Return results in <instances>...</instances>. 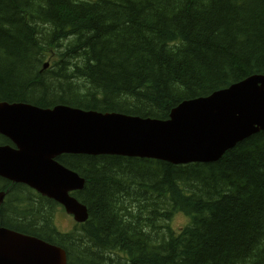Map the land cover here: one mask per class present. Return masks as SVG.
Instances as JSON below:
<instances>
[{
    "label": "trees",
    "instance_id": "1",
    "mask_svg": "<svg viewBox=\"0 0 264 264\" xmlns=\"http://www.w3.org/2000/svg\"><path fill=\"white\" fill-rule=\"evenodd\" d=\"M254 75L264 0H0V102L167 122L179 104ZM57 161L84 179L72 196L88 219L61 234L57 205L37 194L22 205L15 184L0 227L62 247L69 264H264V131L208 164ZM173 213L188 219L176 235Z\"/></svg>",
    "mask_w": 264,
    "mask_h": 264
},
{
    "label": "water",
    "instance_id": "2",
    "mask_svg": "<svg viewBox=\"0 0 264 264\" xmlns=\"http://www.w3.org/2000/svg\"><path fill=\"white\" fill-rule=\"evenodd\" d=\"M264 131V76H250L208 97L179 104L165 123L120 115L0 102V175L26 183L62 205L77 222L86 207L67 194L83 181L60 167V154H116L174 164L218 161L237 143ZM3 194H0V203ZM65 252L0 227V264H65Z\"/></svg>",
    "mask_w": 264,
    "mask_h": 264
},
{
    "label": "rangeland",
    "instance_id": "3",
    "mask_svg": "<svg viewBox=\"0 0 264 264\" xmlns=\"http://www.w3.org/2000/svg\"><path fill=\"white\" fill-rule=\"evenodd\" d=\"M59 52L57 51V49H56V52L53 54H51L49 51L47 52L48 58H50L52 65H56L59 63V61H61V59H62L61 55L64 54V50L59 48ZM39 68H40V65L38 67V71L40 72ZM17 194H20L19 202L22 205L24 204L25 201H28L31 198L29 194H23V193H17ZM53 219H54V224H55L56 229L61 233H65L73 227L74 222L71 220L70 217L65 215V213L62 212L61 209H58L54 213ZM187 221H188V219L186 217H184L183 215L174 214L171 216V219L168 222V225L166 227L174 235H176L177 232L181 229V227L186 226Z\"/></svg>",
    "mask_w": 264,
    "mask_h": 264
},
{
    "label": "flooded vegetation",
    "instance_id": "4",
    "mask_svg": "<svg viewBox=\"0 0 264 264\" xmlns=\"http://www.w3.org/2000/svg\"><path fill=\"white\" fill-rule=\"evenodd\" d=\"M3 142H6L2 139ZM13 183L7 181L6 179H3L0 177V194H3V199H2V204L4 205L7 198L12 196V194H14L15 190H12L13 188ZM19 185V184H17ZM3 190V191H1ZM12 192V193H11Z\"/></svg>",
    "mask_w": 264,
    "mask_h": 264
},
{
    "label": "bare ground",
    "instance_id": "5",
    "mask_svg": "<svg viewBox=\"0 0 264 264\" xmlns=\"http://www.w3.org/2000/svg\"><path fill=\"white\" fill-rule=\"evenodd\" d=\"M210 96V95H209ZM189 101V100H188Z\"/></svg>",
    "mask_w": 264,
    "mask_h": 264
}]
</instances>
